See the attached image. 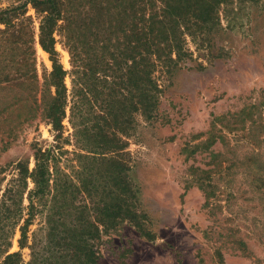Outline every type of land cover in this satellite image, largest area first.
I'll return each mask as SVG.
<instances>
[{"label":"trees","instance_id":"16d2710c","mask_svg":"<svg viewBox=\"0 0 264 264\" xmlns=\"http://www.w3.org/2000/svg\"><path fill=\"white\" fill-rule=\"evenodd\" d=\"M234 1L258 0H24L0 9V56L27 54L30 95L22 121L39 116L53 135L47 146H33L31 168L27 159L12 164L0 196V264H98L102 234L125 222L141 227L139 188L123 138L128 115L139 109L144 119L156 118V72L170 75L192 57L187 37L198 48L210 47L221 9ZM28 6L38 20L37 43L51 62L41 81ZM113 14L115 24L108 20ZM57 43L69 54V70ZM97 47L100 66L93 61ZM98 79L106 92L96 105ZM22 121L0 124V134L14 138ZM16 231L18 248L11 251Z\"/></svg>","mask_w":264,"mask_h":264},{"label":"rangeland","instance_id":"374dc122","mask_svg":"<svg viewBox=\"0 0 264 264\" xmlns=\"http://www.w3.org/2000/svg\"><path fill=\"white\" fill-rule=\"evenodd\" d=\"M22 1L0 0V9ZM26 15L34 20L41 81L51 62L37 43L38 20L30 6ZM219 16L210 47L198 48L187 37L192 57L170 75L156 72V118L144 119L139 109L128 115L123 138L144 216L141 227L125 222L102 234L98 264H264V0L234 1ZM108 20L116 23L114 14ZM56 48L69 70L67 50L61 43ZM99 49L93 61L100 66ZM22 54L0 56L4 126L28 116L30 81ZM65 82L69 87L68 76ZM102 90L98 79L96 105L105 97ZM52 140L50 125L39 116L22 121L14 138L0 134V196L13 162L27 159L31 168L33 146ZM17 238L18 231L11 251ZM22 252L27 260L28 250Z\"/></svg>","mask_w":264,"mask_h":264}]
</instances>
